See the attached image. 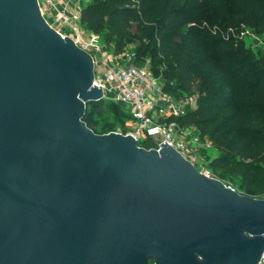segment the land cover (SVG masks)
Here are the masks:
<instances>
[{"label": "water", "instance_id": "1", "mask_svg": "<svg viewBox=\"0 0 264 264\" xmlns=\"http://www.w3.org/2000/svg\"><path fill=\"white\" fill-rule=\"evenodd\" d=\"M101 100L90 56L37 0H0V264H258L264 199L165 141L93 132Z\"/></svg>", "mask_w": 264, "mask_h": 264}, {"label": "trees", "instance_id": "2", "mask_svg": "<svg viewBox=\"0 0 264 264\" xmlns=\"http://www.w3.org/2000/svg\"><path fill=\"white\" fill-rule=\"evenodd\" d=\"M80 24L114 54L131 47L165 93L194 97L176 121L210 141L212 176L264 197V52L241 40L246 32L264 40V0H84ZM118 109L110 100L88 103L82 120L97 134L113 132L108 122L98 131L94 116L129 119ZM139 146L151 148L148 140Z\"/></svg>", "mask_w": 264, "mask_h": 264}, {"label": "built area", "instance_id": "3", "mask_svg": "<svg viewBox=\"0 0 264 264\" xmlns=\"http://www.w3.org/2000/svg\"><path fill=\"white\" fill-rule=\"evenodd\" d=\"M78 1L37 0V5L51 29L61 37L71 39L90 56L93 84L101 87L103 98L121 105L129 115L131 129L124 135H131L138 146L142 140H148L150 149H159L165 141L196 167L199 153L210 148L211 143L176 121L194 107V97L177 98L165 93L148 64H136L131 47L117 54L108 51L97 34L81 26L80 10L73 5ZM227 187L235 191L231 186ZM258 264H264V253Z\"/></svg>", "mask_w": 264, "mask_h": 264}, {"label": "rangeland", "instance_id": "4", "mask_svg": "<svg viewBox=\"0 0 264 264\" xmlns=\"http://www.w3.org/2000/svg\"><path fill=\"white\" fill-rule=\"evenodd\" d=\"M241 40L243 41L244 46L247 48H250L252 51L260 50V51L264 52V40L261 36L254 35L251 32H246L245 34L241 35ZM117 105L119 107V109H118L119 112L125 113L124 108L119 104H117ZM116 116H117V114L111 113V115L108 117V119L106 121H102V120L98 119V117L94 116L95 119L98 120V127H97L98 129L97 130L99 131L100 128L105 126V124L108 122V123L113 124V130H114L113 132L125 134V132L130 131L131 123L129 122V119H127L126 117H116ZM215 154H216V152L214 149L208 148L207 150H205V155L200 156L199 161L197 162V165H196L197 169H199L200 171L205 173L207 176L213 177V178H215V177L212 176V174L210 173V171L206 167V165H207L206 158H210V157L214 156ZM235 191L238 194L248 196V195H246L243 192H240L238 190H235ZM248 197H250V196H248ZM148 264H153V262L148 261Z\"/></svg>", "mask_w": 264, "mask_h": 264}, {"label": "crops", "instance_id": "5", "mask_svg": "<svg viewBox=\"0 0 264 264\" xmlns=\"http://www.w3.org/2000/svg\"><path fill=\"white\" fill-rule=\"evenodd\" d=\"M84 4V0H79L78 2H74V7L78 8L79 10L81 9V7Z\"/></svg>", "mask_w": 264, "mask_h": 264}]
</instances>
